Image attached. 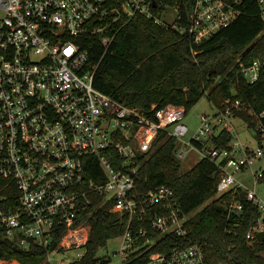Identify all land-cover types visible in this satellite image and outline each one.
I'll list each match as a JSON object with an SVG mask.
<instances>
[{
  "label": "built area",
  "instance_id": "obj_1",
  "mask_svg": "<svg viewBox=\"0 0 264 264\" xmlns=\"http://www.w3.org/2000/svg\"><path fill=\"white\" fill-rule=\"evenodd\" d=\"M255 1L264 23V0ZM242 2L184 0L181 23L177 5L153 7L150 0H0V178L17 190L15 206L0 210L9 239L18 238L23 248L29 242L46 248L53 230L63 228L58 249L72 244L81 248L87 241L81 234L88 227V209L101 196L103 203H113L115 213L128 218L119 236L120 264H207L196 244L151 252L141 259L155 244L148 229L160 237L186 234L188 217L170 188L139 193L135 186L140 159L164 132L176 140L178 161L195 153L198 160L216 165V196H230L223 202L227 218L243 210L240 193L258 209L246 233L249 243L258 241L256 234L264 233V202L237 175L251 170L254 187L260 182L264 164L256 171L252 167L264 157V127L255 124L257 147L241 142L231 123L241 103L226 99L215 106L214 115L199 116L198 128L185 141L190 130L182 106L143 110L100 92L93 86L88 53L75 41L98 36L107 49L118 24L142 16L199 44L235 22ZM163 14L171 19L162 20ZM260 66L255 61L241 68L248 82L257 80ZM221 130L231 140L227 147L217 148L211 141ZM89 173L95 178L87 179ZM148 219L146 228L142 222ZM58 249L49 255L58 254Z\"/></svg>",
  "mask_w": 264,
  "mask_h": 264
},
{
  "label": "trees",
  "instance_id": "obj_2",
  "mask_svg": "<svg viewBox=\"0 0 264 264\" xmlns=\"http://www.w3.org/2000/svg\"><path fill=\"white\" fill-rule=\"evenodd\" d=\"M150 1L177 5L181 23L184 22V0ZM239 8L241 14L235 22L199 44H194L186 34L160 27L142 16L118 24L107 49L98 36H80L75 41L88 53L93 86L122 104L143 110L152 105L157 109L175 105L182 106L186 113L204 95L214 106L226 99L239 100L241 108L235 117L255 129L256 122L264 127V117H260L264 112V23L255 0H243ZM255 61L261 62L259 76L250 83L241 68ZM230 140L227 131L221 130L211 144L224 148ZM176 146L175 139L159 133L152 150L140 159L134 180L139 193L162 186L173 191L178 208L188 216L184 224L186 234L160 237L148 229L147 235L155 244L141 259L151 252L196 244L202 248L207 264H264V243H249L246 239L247 231L259 216L258 209L240 193L243 210L227 218L223 202H228L230 196H216L220 176L216 165L198 160L191 169L181 172L174 156ZM93 177L91 173L86 176ZM260 183L264 184V172ZM16 200L13 183L0 178V210L14 207ZM112 205L103 203L101 196L95 197L88 209L89 233L81 246L83 255L70 264H106V260L97 258V252L123 233L128 219L126 214L115 213ZM149 221L142 222V226L148 228ZM53 232L50 246L29 242L23 248L18 238L7 237L0 222V262L46 264L49 254L58 249L65 229L56 228Z\"/></svg>",
  "mask_w": 264,
  "mask_h": 264
},
{
  "label": "rangeland",
  "instance_id": "obj_3",
  "mask_svg": "<svg viewBox=\"0 0 264 264\" xmlns=\"http://www.w3.org/2000/svg\"><path fill=\"white\" fill-rule=\"evenodd\" d=\"M169 13L172 12V10H167ZM175 15V14H174ZM162 20H168L171 19L168 15L163 14L161 16ZM216 112L215 106L209 102L207 97L204 95L200 98V100L191 106L184 118V123L188 126L190 132L185 136L184 140L188 141L191 138V134L194 133V131L199 126V116L201 115H208L212 116ZM231 123L238 135L239 140L243 143H247L251 147H257L259 143V139L256 136V129L247 127V124L243 122L242 120L238 118H234L231 120ZM233 142L235 140L233 139ZM198 161L197 155L195 153L189 154L187 159L183 161H179L180 163V171L186 172L189 169L193 167V165ZM264 164V157L260 160H257L255 164L252 167V171H256L259 169V167L263 166ZM237 178H239L244 186L248 189H254L258 195V197L264 202V184L258 183L256 187H254V184L251 180V170H244L242 173H239L237 175ZM188 217V216H187ZM84 233L81 234V237L88 238L89 233V227H84ZM85 239V238H82ZM86 241V240H85ZM85 243V242H84ZM83 243V244H84ZM80 244L79 246H81ZM77 244L70 245V248L64 245L62 251L58 254L49 255L45 261L46 264H69L70 262L74 261L78 257L83 255V249L77 247ZM119 246H120V238H114L106 242L105 247L101 248L97 252V258H103L106 260V264H120V256H119ZM69 248V249H68ZM5 263V262H0ZM18 264L17 262H10L8 264ZM7 264V263H6ZM216 264H224L221 262H217Z\"/></svg>",
  "mask_w": 264,
  "mask_h": 264
},
{
  "label": "water",
  "instance_id": "obj_4",
  "mask_svg": "<svg viewBox=\"0 0 264 264\" xmlns=\"http://www.w3.org/2000/svg\"><path fill=\"white\" fill-rule=\"evenodd\" d=\"M152 6L155 7L156 3L152 2ZM256 238L259 242L264 243V233L263 232L256 234Z\"/></svg>",
  "mask_w": 264,
  "mask_h": 264
},
{
  "label": "bare ground",
  "instance_id": "obj_5",
  "mask_svg": "<svg viewBox=\"0 0 264 264\" xmlns=\"http://www.w3.org/2000/svg\"><path fill=\"white\" fill-rule=\"evenodd\" d=\"M12 264V263H11Z\"/></svg>",
  "mask_w": 264,
  "mask_h": 264
}]
</instances>
